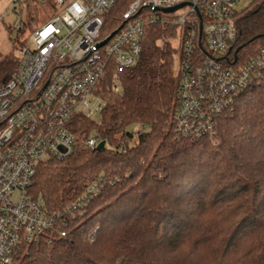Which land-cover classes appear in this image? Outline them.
<instances>
[{
	"label": "trees",
	"instance_id": "obj_1",
	"mask_svg": "<svg viewBox=\"0 0 264 264\" xmlns=\"http://www.w3.org/2000/svg\"><path fill=\"white\" fill-rule=\"evenodd\" d=\"M130 1L119 0L115 14ZM255 3L239 11L235 66L264 46V0ZM34 21L29 13L27 26ZM171 34L150 27L141 59L118 75L121 90L113 70L99 83L100 122L77 115L74 152L38 166L31 192L48 213L66 214L68 236L22 242L12 264H264V68L216 119V142L184 136L175 49L158 44ZM17 61L0 53L1 81ZM94 134L104 149L86 145Z\"/></svg>",
	"mask_w": 264,
	"mask_h": 264
},
{
	"label": "built area",
	"instance_id": "obj_2",
	"mask_svg": "<svg viewBox=\"0 0 264 264\" xmlns=\"http://www.w3.org/2000/svg\"><path fill=\"white\" fill-rule=\"evenodd\" d=\"M239 2L131 0L118 16L119 0H52L56 13L31 30L30 44L18 48L15 70L0 80V264H12L22 242L45 232L68 236L66 214L48 213L43 198L31 192L37 168L74 152L73 119L91 118L93 102L102 114L99 83L110 70L119 81L120 73L137 65L150 27L172 32L158 44L170 43L177 55L179 132L216 142V119L264 68V46L243 64L228 63ZM19 21L17 31L26 23ZM172 37L179 38V47ZM100 141L94 134L86 145L97 148ZM82 206L78 201L74 208Z\"/></svg>",
	"mask_w": 264,
	"mask_h": 264
},
{
	"label": "rangeland",
	"instance_id": "obj_3",
	"mask_svg": "<svg viewBox=\"0 0 264 264\" xmlns=\"http://www.w3.org/2000/svg\"><path fill=\"white\" fill-rule=\"evenodd\" d=\"M259 1V0H258ZM257 0H240L237 5L239 10H244L248 7L254 6L258 2ZM36 11L33 13V6L31 0H0V53L3 55H11L17 57L18 48L21 44H30V32L31 28L27 26V18L29 13H32L37 18V23L34 21L35 26L42 25L46 23L52 15L56 13V8L49 3L36 2ZM24 20L26 23L24 24L25 33L21 34V31H17L15 27L20 24L19 20ZM24 35V36H23ZM26 39L25 41L23 39ZM23 41V42H22ZM179 38L172 37L171 42L173 46L179 47L178 45ZM176 54V52H175ZM176 58L174 66H176ZM115 85L118 86V90H121V85L118 80H115ZM98 102H93L91 104L92 116L91 120L95 122H100L102 115L100 114V109ZM105 102H101L102 108L104 107ZM133 130H137L139 126H131ZM239 250V249H238ZM236 251L234 256H239L241 251ZM235 261V257H232Z\"/></svg>",
	"mask_w": 264,
	"mask_h": 264
},
{
	"label": "water",
	"instance_id": "obj_4",
	"mask_svg": "<svg viewBox=\"0 0 264 264\" xmlns=\"http://www.w3.org/2000/svg\"><path fill=\"white\" fill-rule=\"evenodd\" d=\"M184 4H180V5H178V6H175V7H172V8H168V9H165V11H168V12H170V11H174L175 9H177L178 7H181V6H183ZM105 42V41H104ZM103 42V43H104ZM105 145H106V141L105 140H101L100 141V143L98 144V146H97V148L98 149H104L105 148Z\"/></svg>",
	"mask_w": 264,
	"mask_h": 264
}]
</instances>
